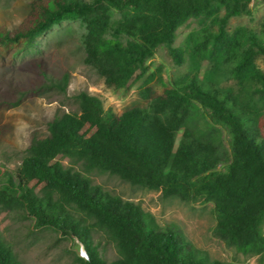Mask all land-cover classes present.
I'll use <instances>...</instances> for the list:
<instances>
[{"label":"trees","instance_id":"1","mask_svg":"<svg viewBox=\"0 0 264 264\" xmlns=\"http://www.w3.org/2000/svg\"><path fill=\"white\" fill-rule=\"evenodd\" d=\"M252 1L31 0L17 27L0 25V47L23 52L53 27L80 20L84 63L105 88L124 97L138 86L146 102L117 114L79 93V109L51 120L16 174L7 173L0 206L22 209L36 228L76 240L86 257L75 264H238L189 247L139 204L65 166L81 163L164 199L212 203L215 236L246 258L264 257V70L257 64L264 24L229 30L233 17L251 14ZM192 20L200 27L184 48L175 47L179 29ZM161 46L177 65L188 60L190 70L159 93L148 61ZM41 74L50 89L66 91L68 76ZM97 232L116 246V259L102 255ZM0 264H23L1 232Z\"/></svg>","mask_w":264,"mask_h":264},{"label":"rangeland","instance_id":"2","mask_svg":"<svg viewBox=\"0 0 264 264\" xmlns=\"http://www.w3.org/2000/svg\"><path fill=\"white\" fill-rule=\"evenodd\" d=\"M30 2L0 0V25L17 27L27 16ZM250 8V15L230 20L231 32L241 27L256 30L262 27L264 1L253 0ZM199 27V21L192 20L180 28L174 46L184 48L187 35ZM84 34L85 26L80 20H67L38 38L33 49L19 52L18 47H0V187L6 182L7 173L16 174L30 144L48 135L51 120L79 109V93L88 92L100 98L106 110L112 109L117 114L146 104L138 86L124 97L104 87L103 79L84 63ZM257 64L264 70L263 57L257 59ZM148 65L154 74L151 86L159 93L172 87L174 81L190 70L188 60L182 66L177 65L163 46ZM207 68L206 64L203 69ZM42 71L55 80L68 76L66 91L50 89ZM261 110L264 114V106ZM65 166L87 176L105 191L139 204L161 227H173L189 247L206 252L214 260L238 264L263 262V258L254 260L242 256L215 236L217 222L212 203L164 199L159 191L133 186L115 175L87 172L81 163L66 162ZM0 232L23 264H75L77 256L86 257L76 240L67 239L50 228H36L35 221L16 207L0 206ZM94 237L109 262L117 258L116 246L103 233L97 232Z\"/></svg>","mask_w":264,"mask_h":264},{"label":"crops","instance_id":"3","mask_svg":"<svg viewBox=\"0 0 264 264\" xmlns=\"http://www.w3.org/2000/svg\"><path fill=\"white\" fill-rule=\"evenodd\" d=\"M254 258V260H257V259H259V257H253ZM263 258V262H262V264H264V257H262Z\"/></svg>","mask_w":264,"mask_h":264}]
</instances>
